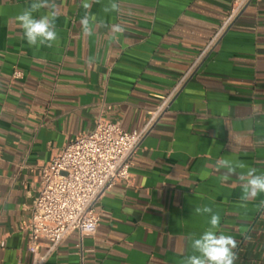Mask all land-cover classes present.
<instances>
[{"label":"crops","instance_id":"1","mask_svg":"<svg viewBox=\"0 0 264 264\" xmlns=\"http://www.w3.org/2000/svg\"><path fill=\"white\" fill-rule=\"evenodd\" d=\"M234 1L117 0L104 13L108 0H89L86 37L81 0H49L34 15L57 13L59 43L35 48L15 19L32 0H0V264H32L25 227L41 166L99 118L140 131L151 116L130 179L95 208V235L73 233L53 251L43 242L41 264H182L188 237L209 226L197 206L219 213L236 264H264V193L241 206L247 169L225 182L217 163L264 174V0H250L189 72Z\"/></svg>","mask_w":264,"mask_h":264},{"label":"built area","instance_id":"2","mask_svg":"<svg viewBox=\"0 0 264 264\" xmlns=\"http://www.w3.org/2000/svg\"><path fill=\"white\" fill-rule=\"evenodd\" d=\"M249 1H234L218 32L189 72ZM20 75V72L13 74L14 78ZM174 92L162 101L158 110L165 107ZM152 121L153 116L140 131H125L119 123L99 118L88 134L68 143L40 167L38 195L25 227L32 264L43 262L44 258L38 256L43 242L53 251L73 233H78L80 238L95 235L99 223L95 208L116 183L130 179L131 159Z\"/></svg>","mask_w":264,"mask_h":264},{"label":"clouds","instance_id":"3","mask_svg":"<svg viewBox=\"0 0 264 264\" xmlns=\"http://www.w3.org/2000/svg\"><path fill=\"white\" fill-rule=\"evenodd\" d=\"M100 3V0H93ZM49 0H32V3L19 12L15 19L22 30V39L28 46L39 48L41 46L51 48L59 43V36L56 28L57 13L49 11L38 18L34 13L41 9L51 8ZM81 7L85 10L84 16L80 20V25L84 36L93 35V26L90 23L89 10L92 3L89 0H81ZM120 5L117 0H108L102 8L104 13L118 12ZM103 23V21H101ZM112 33H123L124 28L120 24L110 26ZM220 168L226 171L222 174V181H227L231 176L237 175V169H247L237 175L241 181V206L246 207V202L257 198L264 193V174H257L255 168H249L245 162L236 159L221 158L218 162ZM260 206L264 207V200L260 201ZM198 215L209 214L208 227L197 237L192 234L188 237L191 241V255L186 256L182 264H236L238 258L236 249L238 242L232 235H227L221 230V216L213 212L209 206H197L194 209Z\"/></svg>","mask_w":264,"mask_h":264}]
</instances>
